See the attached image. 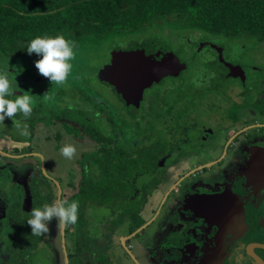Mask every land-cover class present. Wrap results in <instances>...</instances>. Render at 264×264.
Segmentation results:
<instances>
[{
    "label": "flooded vegetation",
    "instance_id": "flooded-vegetation-1",
    "mask_svg": "<svg viewBox=\"0 0 264 264\" xmlns=\"http://www.w3.org/2000/svg\"><path fill=\"white\" fill-rule=\"evenodd\" d=\"M65 39L75 45L72 73L66 84H52L40 75L34 63L40 59L37 55L32 66H26V73L12 77L22 82V88L25 86L22 93H35L33 108L37 110L27 119L22 115L18 118L21 128L27 125L28 136L6 135L5 140L0 139L5 144L0 149V166L12 168V173H7L9 178L3 179L19 185L27 182L32 194L26 200L18 185L17 200L0 194L7 202L5 210L9 214L19 212L23 203L28 210L40 208V203L42 207L51 204L58 195L69 202L94 200L106 208L112 200L131 202L136 193L143 204L140 210L123 211L120 228L111 231L116 223L110 225L109 219V236H101V232L93 236L97 249L92 255L85 249L89 233L82 232L77 222L58 228L54 218L49 225L55 227H49L45 236L32 235L27 224L16 228L0 224L4 227L0 229V264H43L45 259L49 264H90L89 260L109 264L106 254L114 259L117 249L120 260L114 259V264L131 262V258L135 262L130 264H141L140 256L147 254L148 264H264V184L253 186L249 178L253 159H259L264 170V97H249L247 85V71L256 70L264 86V50L256 52L257 66L229 57L224 50H183L182 56L175 51L186 65L178 75L166 76L146 88L135 106L125 102L98 73L111 62L113 48L151 46L153 41L111 44L105 60L95 67L93 76L99 88L92 91L79 69L92 60L87 42L93 41L97 52L105 38L94 41L87 36L78 42ZM101 54L104 56V51ZM9 56L0 61V69L7 73L9 68L15 69L17 58ZM188 61H200L202 67H189ZM189 71L194 77L189 83L180 82V89L193 91L195 98L180 99L174 88L177 83L171 82L181 80ZM229 79L239 84L233 89ZM71 87L83 89L84 96L71 98ZM46 92L52 99H44ZM244 92L248 93L246 97ZM167 95L174 98L167 99ZM61 105L74 114L62 112ZM66 143L76 147L72 160L60 154ZM109 155L132 166L128 176L131 182L125 185L130 193H120L118 187L113 192V175L106 171L105 162ZM13 164H27L26 177L16 174ZM138 177L141 181L136 186L133 180ZM139 219L142 223L136 225ZM66 235H70V246Z\"/></svg>",
    "mask_w": 264,
    "mask_h": 264
},
{
    "label": "trees",
    "instance_id": "trees-1",
    "mask_svg": "<svg viewBox=\"0 0 264 264\" xmlns=\"http://www.w3.org/2000/svg\"><path fill=\"white\" fill-rule=\"evenodd\" d=\"M163 20L175 28L196 29L203 32L202 36L204 32L234 38L251 36L264 48V0H0V57H23L24 53L35 59L37 54L26 50L37 36L62 35L74 42L87 36L100 40L141 31ZM160 37L149 40L166 49L172 58L175 51H183ZM110 156L105 162L106 171L113 175L111 188L114 192L118 187L122 193L124 184L131 182L128 176L133 169L126 160L120 163ZM137 221L136 225L142 223Z\"/></svg>",
    "mask_w": 264,
    "mask_h": 264
},
{
    "label": "rangeland",
    "instance_id": "rangeland-1",
    "mask_svg": "<svg viewBox=\"0 0 264 264\" xmlns=\"http://www.w3.org/2000/svg\"><path fill=\"white\" fill-rule=\"evenodd\" d=\"M180 27V26H179ZM144 28V27H143ZM175 25H173L170 21L168 20H163V21H159L156 22L154 25L152 26H147L144 29H142L141 31L139 30H133V31H129L126 33H119V34H112V35H108L105 37V40L102 41L101 43V47L97 48V52H96V46L94 47L93 41H89L87 42L86 47L88 48L89 51V56L90 58L92 57V60L87 62V64L85 65L86 67H82L79 69V73H81L82 75H85L86 79L88 80L89 86L91 87V90L93 91L94 88H99L97 86V84L94 81V76H93V72L95 71V67L97 69V66L99 64H101L107 57L108 55V51L111 48V44H119L118 46H124L125 44L133 41V40H138V42H140L141 44H143L145 41L149 40V37H156V36H161L160 39H162L165 43L169 44L170 47L174 48V49H178L179 47H182L183 50H188V51H196V50H203L204 52L207 51H211L214 50L215 48L212 45H216L217 47H221L222 50H224V52H229V57H234L236 58H240L239 60L242 61H246L252 64H256L257 66V62H255L257 60V58L259 57V55L256 54V52H260L261 50H264L263 46L261 44H259V42L256 40V38L248 36V37H227L224 36L222 34H212L209 32H204V35H200L203 32H200L196 29H191V28H175ZM126 38H130L126 39ZM204 38V39H201ZM94 41H96L95 38H93ZM94 48V49H92ZM23 49V47H22ZM217 50V49H216ZM104 51V56L101 54ZM179 51V50H178ZM244 51V52H243ZM106 53V54H105ZM179 55L182 56V52L179 51ZM23 57H17L14 60L13 63V68H9V72L11 75V78H9L13 84L15 85V81L13 80L12 77L14 79H16L18 76L26 73V66H32L33 62L35 59L34 56H27L24 55V53L22 54ZM177 59L178 57L175 56ZM202 59H206V57H201ZM10 59V58H7ZM14 59V58H12ZM3 60L2 57H0V61ZM179 60V59H178ZM26 62V63H25ZM187 65L189 67H193L194 69L197 68H201L202 64L201 62H195V63H191L190 61H188ZM255 66V65H252ZM204 68V67H203ZM5 70H1L0 72H4ZM76 71V70H75ZM8 72V73H9ZM192 71H189L187 74H184L181 80H177L175 82H171V83H177V86L175 85L174 88L177 87V93H178V98L180 99H194L195 96L193 94V91H187V92H182L181 88V84L180 82H185V83H189L191 78H193L194 76L192 75V73H190ZM7 73V75H9ZM205 74H209L208 72H206ZM209 76H211L209 74ZM261 75L258 74V72L256 70H249L247 71V85L250 87V91H249V97H251L252 95H258L260 98L264 97V86L262 85L261 81H260ZM17 85L20 84L19 87H17L16 89H14V95H19V94H23L21 89L23 90V88L25 87H21V81L19 82L18 80L16 81ZM228 84H231L233 89L234 86H237V83L235 80H228ZM240 87V86H239ZM71 94L69 95L71 98L74 97V99H79L82 96H84V90L83 89H77L76 87H71ZM104 88V87H103ZM159 88V87H156ZM178 89L180 90V93L178 92ZM17 90V91H16ZM103 93H108L107 91H104ZM147 94L146 93V98H147ZM33 98L36 97L35 93L31 94ZM248 95L247 92H244V97H246ZM14 98V97H12ZM167 99H173L174 96L172 95H167L166 96ZM85 100V99H82ZM34 101V99H33ZM110 108H114L113 106H110ZM36 108L34 107L32 110L31 114H35L36 112ZM60 110L64 113H67V115H73L74 111H68L65 107V105H61L60 106ZM56 112V109H53V114ZM22 115V114H21ZM31 116V115H30ZM118 116H120V114L118 113ZM20 117V114H18L16 117H14L12 120L9 118H5L3 123H0V139L5 140L6 139V135L10 136H15L17 137V135H20V129L17 128V123L20 124V120L17 118ZM121 117V116H120ZM50 118V116H49ZM23 136V135H20ZM20 138H16V140H19ZM16 152H18L17 149H15ZM8 157H10L11 159L16 157L14 155H11ZM18 157V156H17ZM1 158L4 159V156H1ZM8 158V159H10ZM18 158H15V160ZM26 162L28 163V165L30 166V159L28 158L26 160ZM27 164H13V170L16 171V174L20 173L23 177H26L27 174V169L28 168ZM10 169H12L11 167H9ZM10 169H7L5 165L0 166V194H7L6 197H17L16 200L18 199L19 193L16 189L17 185L20 187L19 188V192H22L24 190L25 194V199H29L32 194L30 193V190L27 189V182H22L21 185L19 184H14L11 182V179H3V178H7V173L10 171ZM4 170V171H3ZM26 170V172H25ZM31 171V170H30ZM29 171V173H30ZM10 173H12L10 171ZM7 176V177H6ZM9 178V177H8ZM141 181V177L139 178H135L133 180V184H135L137 186V184H139ZM143 181V180H142ZM130 183V182H129ZM132 184V185H133ZM125 185H127L126 183L124 184V188H122L123 192H131V190L126 191V187ZM149 190H151L152 192L154 191L153 189H150L148 187ZM135 196L132 197L133 199L131 200V202H125L123 201V199L115 201L112 200L111 202H109L107 204V207L105 208V206L100 205L99 203L95 202L94 200H90L88 202H82L79 201L78 205V220H77V224L78 226L81 225V229L82 232L85 233L88 232L89 236L88 239L86 240V252H90V255H92L97 249V241L96 239H94L93 236H97L100 232H101V236L104 233V237L109 236V233L106 230H110L109 226H108V222L110 219V225H114V228L111 229V231H113L115 228H120L119 223L123 220L122 216H125V212H123L124 210L127 209H134L138 207V210H140V205L143 204L142 202V198L139 194L134 193ZM55 197V196H54ZM5 204H7V202L5 200H2V198L0 197V224L4 225H8L7 227H12V228H16L18 226H20V224L22 223L24 226L25 224H27V227H30L27 223V219L31 218V210H28L26 208V204L24 205V203L22 204V206H20L19 208V212H12L11 214H9V212L7 210H5ZM16 204V203H15ZM17 205V204H16ZM34 207L36 205V202L33 203ZM28 207V204H27ZM39 207L42 208V204H39ZM88 211V212H87ZM101 214V215H100ZM119 214L121 215L120 219H119ZM116 217H118V219H116ZM87 218V219H85ZM90 218V219H89ZM89 219V220H88ZM103 219V221H102ZM88 220V221H87ZM54 222V219H53ZM112 222V224H111ZM107 224V225H106ZM1 226L0 229H3L4 227ZM49 227H55L54 225H48ZM108 227V228H107ZM57 232L59 233L60 231L57 230ZM95 236V237H96ZM102 240V239H101ZM55 241L59 242L60 240L57 239V237H55ZM38 242H40L38 240ZM66 242L67 244L70 246V235H66ZM108 243H110V239H108ZM100 249V248H99ZM98 249V250H99ZM155 252V250H154ZM116 253V258L120 260V252L119 250H115ZM87 254V253H86ZM96 254V253H94ZM110 260H109V264H114L116 260H114L109 253L106 254ZM149 254H147V256H140V263L141 264H148L147 261L145 260H149ZM155 258H153L151 261H153ZM89 260V259H88ZM112 260V261H111ZM90 264H94L93 261H88ZM107 262V261H106ZM134 259L131 258V262H129L128 260L125 261V264H130V263H134ZM43 264H49L46 259L43 261ZM149 264H154V263H149Z\"/></svg>",
    "mask_w": 264,
    "mask_h": 264
},
{
    "label": "clouds",
    "instance_id": "clouds-1",
    "mask_svg": "<svg viewBox=\"0 0 264 264\" xmlns=\"http://www.w3.org/2000/svg\"><path fill=\"white\" fill-rule=\"evenodd\" d=\"M74 47V43L62 35L37 36L30 41L26 51L28 54L35 53L40 57L34 62L40 75L48 78L52 84L63 86L72 73L71 61L75 59ZM17 87L16 81L14 85L9 79L7 71L0 72V123H3L6 117L12 120L18 114H22L27 119L32 113L34 104L32 95L27 92L14 95V89ZM43 97L46 101L52 99L47 92ZM16 126L20 129V135L30 134L27 125L21 128L17 123ZM76 152L74 143H66L60 149L61 156L67 160H72ZM78 208L77 201L69 202L67 199L59 198V195L51 204H45L42 208H32L31 218L27 219L31 234L47 235L48 225L54 218L58 228L61 225L64 227L75 225L78 220Z\"/></svg>",
    "mask_w": 264,
    "mask_h": 264
},
{
    "label": "water",
    "instance_id": "water-1",
    "mask_svg": "<svg viewBox=\"0 0 264 264\" xmlns=\"http://www.w3.org/2000/svg\"><path fill=\"white\" fill-rule=\"evenodd\" d=\"M212 46L218 51L222 50L221 47ZM227 66L231 67L229 64ZM182 67L183 64L176 57L172 58L166 49L155 43L131 49L115 47L111 52V62L98 73V77L112 85L125 102L137 106L146 88L166 76L178 75ZM249 178L253 186L264 184V170L259 159L251 161Z\"/></svg>",
    "mask_w": 264,
    "mask_h": 264
},
{
    "label": "crops",
    "instance_id": "crops-1",
    "mask_svg": "<svg viewBox=\"0 0 264 264\" xmlns=\"http://www.w3.org/2000/svg\"><path fill=\"white\" fill-rule=\"evenodd\" d=\"M4 145H5V144L1 141V142H0V149H1V150H2V147H3ZM7 154H8V153H7ZM7 154H6V155H7ZM3 171H4V170H3ZM9 173H10V171H9Z\"/></svg>",
    "mask_w": 264,
    "mask_h": 264
}]
</instances>
